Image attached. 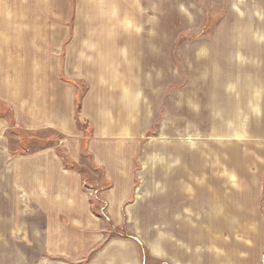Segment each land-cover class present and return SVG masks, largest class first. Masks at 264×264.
Segmentation results:
<instances>
[{"label": "crops", "instance_id": "0c3cea01", "mask_svg": "<svg viewBox=\"0 0 264 264\" xmlns=\"http://www.w3.org/2000/svg\"><path fill=\"white\" fill-rule=\"evenodd\" d=\"M54 4L63 22L75 6L78 25L54 27ZM148 8L149 0H0V105L15 135L1 151L27 176L34 209L45 211L46 252L61 264H143L141 248L156 264H262L264 221L211 214L152 230L139 213L148 210L134 199L148 120L132 100L116 117L101 76L164 50ZM49 132L56 139L41 144Z\"/></svg>", "mask_w": 264, "mask_h": 264}, {"label": "rangeland", "instance_id": "374dc122", "mask_svg": "<svg viewBox=\"0 0 264 264\" xmlns=\"http://www.w3.org/2000/svg\"><path fill=\"white\" fill-rule=\"evenodd\" d=\"M57 5L53 26H77L76 7L63 22ZM147 25L164 28V50L150 51L141 67L108 65L101 76L116 117L132 100L148 120L134 180V199L148 210L139 213L152 230L163 219L211 214L264 221V0H149ZM8 111L0 105L5 146L15 138ZM55 139L49 132L41 144ZM1 149L0 264H61L46 252L45 211L34 209L27 176ZM141 252L143 264H156Z\"/></svg>", "mask_w": 264, "mask_h": 264}, {"label": "trees", "instance_id": "16d2710c", "mask_svg": "<svg viewBox=\"0 0 264 264\" xmlns=\"http://www.w3.org/2000/svg\"><path fill=\"white\" fill-rule=\"evenodd\" d=\"M79 110V102L77 101V111ZM127 236H130V237H133L131 235H127ZM134 238V237H133Z\"/></svg>", "mask_w": 264, "mask_h": 264}, {"label": "water", "instance_id": "95a60500", "mask_svg": "<svg viewBox=\"0 0 264 264\" xmlns=\"http://www.w3.org/2000/svg\"><path fill=\"white\" fill-rule=\"evenodd\" d=\"M262 264H264V258H263V260H262Z\"/></svg>", "mask_w": 264, "mask_h": 264}]
</instances>
